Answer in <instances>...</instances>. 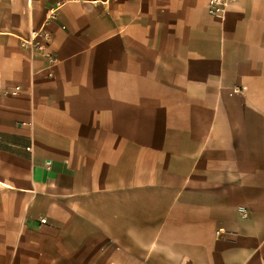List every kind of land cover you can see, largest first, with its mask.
<instances>
[{"label":"crops","instance_id":"0c3cea01","mask_svg":"<svg viewBox=\"0 0 264 264\" xmlns=\"http://www.w3.org/2000/svg\"><path fill=\"white\" fill-rule=\"evenodd\" d=\"M14 85L0 264H264V0H0Z\"/></svg>","mask_w":264,"mask_h":264},{"label":"built area","instance_id":"2783aa9c","mask_svg":"<svg viewBox=\"0 0 264 264\" xmlns=\"http://www.w3.org/2000/svg\"><path fill=\"white\" fill-rule=\"evenodd\" d=\"M234 1L236 0H207L208 13L222 18L227 6ZM50 42V35L42 26L39 30L31 32L27 39L21 40L22 47L30 51H36L46 59V70L48 75H52L53 68L59 63V60L49 50ZM0 90L4 94L17 96L22 88L19 85H14L11 87H0ZM237 92H239L237 89L233 90V93ZM26 150L30 151V147H26ZM240 217L245 219L247 217V211L242 209L240 211ZM45 222L46 220L44 218L40 219V223Z\"/></svg>","mask_w":264,"mask_h":264}]
</instances>
